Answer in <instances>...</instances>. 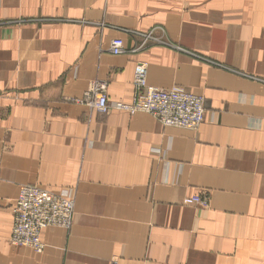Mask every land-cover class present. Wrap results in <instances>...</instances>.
I'll return each instance as SVG.
<instances>
[{"label": "crops", "instance_id": "1", "mask_svg": "<svg viewBox=\"0 0 264 264\" xmlns=\"http://www.w3.org/2000/svg\"><path fill=\"white\" fill-rule=\"evenodd\" d=\"M137 62L205 97L197 129L73 101L130 102ZM25 184L75 196L42 253L10 242ZM0 264H264V0H0Z\"/></svg>", "mask_w": 264, "mask_h": 264}, {"label": "built area", "instance_id": "2", "mask_svg": "<svg viewBox=\"0 0 264 264\" xmlns=\"http://www.w3.org/2000/svg\"><path fill=\"white\" fill-rule=\"evenodd\" d=\"M140 46L127 48L122 38L110 42V51L115 55L132 53L151 45L167 44L165 28L156 26L148 32H133ZM134 94L130 102H111L106 81H96L82 97L74 102L87 104L99 113L106 114L111 109L124 110L134 115L145 112L165 126L195 130L205 120L206 100L180 86L158 88L148 82V66L137 62L133 77ZM208 198L194 196L185 203L207 206ZM75 196L71 190L51 191L36 184L22 185L13 205V228L10 242L15 246H27L41 253L45 248L42 232L51 226L71 228L75 212Z\"/></svg>", "mask_w": 264, "mask_h": 264}, {"label": "rangeland", "instance_id": "3", "mask_svg": "<svg viewBox=\"0 0 264 264\" xmlns=\"http://www.w3.org/2000/svg\"><path fill=\"white\" fill-rule=\"evenodd\" d=\"M137 37V36H136ZM137 46V47H136ZM140 46V42L139 41H137V43H136V45L134 46V47H136V48H138ZM133 47V48H134ZM150 47V46H149ZM149 47H146V48H144V49H140V50H138V51H136V52H140V51H143V50H145V49H147V48H149ZM130 49H132V48H130ZM136 52H132V53H136ZM19 195V194H18ZM18 197V196H17ZM202 198H208L209 199V197H208V195H202L201 196ZM17 199V198H16ZM16 201V200H15ZM15 203V202H14ZM187 204V203H186ZM14 205V204H13ZM208 205H209V202H208ZM207 205V206H208ZM12 211H13V207H12ZM14 221V220H13ZM70 229V228H69ZM12 244V243H11ZM13 245V244H12ZM15 246V245H14ZM24 247H27V246H24ZM45 249V248H44ZM44 251V250H43ZM36 252V251H35ZM38 253V252H37ZM42 253V252H41Z\"/></svg>", "mask_w": 264, "mask_h": 264}]
</instances>
